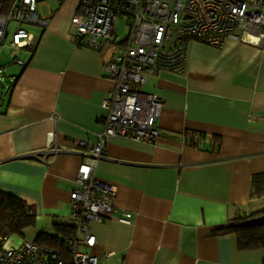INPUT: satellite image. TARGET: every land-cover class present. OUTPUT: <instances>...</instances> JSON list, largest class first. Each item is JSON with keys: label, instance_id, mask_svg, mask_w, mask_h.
Masks as SVG:
<instances>
[{"label": "crops", "instance_id": "1", "mask_svg": "<svg viewBox=\"0 0 264 264\" xmlns=\"http://www.w3.org/2000/svg\"><path fill=\"white\" fill-rule=\"evenodd\" d=\"M78 4L42 1L45 23L25 27L31 45L0 62V192L36 215L34 227L9 237L13 245L40 232L69 238L70 195L87 152L78 142L95 143L104 128L102 103L115 83L75 40ZM146 86L163 101L162 137H114L95 170L117 189L116 215L132 218L90 223L96 244L84 250L99 264H263L264 249L240 250L228 227L254 206L251 179L264 173V46L190 41L185 73L160 72Z\"/></svg>", "mask_w": 264, "mask_h": 264}, {"label": "built area", "instance_id": "2", "mask_svg": "<svg viewBox=\"0 0 264 264\" xmlns=\"http://www.w3.org/2000/svg\"><path fill=\"white\" fill-rule=\"evenodd\" d=\"M42 1L0 0V48L11 23L17 27L9 48L17 51L31 45L33 36L24 26L45 23L38 17ZM121 19L128 28L123 38L117 28ZM72 22L75 40L86 53L102 59L103 76L115 83L102 103L107 116L96 142H78L87 152L70 195L76 227L63 251L35 241L13 245L10 238L0 237V264H99L98 257L84 250L96 244L90 223L130 222L132 214L116 215L117 189L97 179L95 170L114 137L148 144L162 137L158 120L163 103L142 90L149 77L160 72L184 74L190 41L215 48L227 42L264 46V0H80ZM15 62L25 65L16 58ZM2 74L0 66V82ZM58 146L54 137L48 152L56 155Z\"/></svg>", "mask_w": 264, "mask_h": 264}, {"label": "trees", "instance_id": "3", "mask_svg": "<svg viewBox=\"0 0 264 264\" xmlns=\"http://www.w3.org/2000/svg\"><path fill=\"white\" fill-rule=\"evenodd\" d=\"M3 82H0V86L3 85ZM250 196L252 200L264 196V173L253 175ZM35 225L36 215L33 206L14 195L0 192V237L9 238L13 235H21L23 230ZM65 227L61 226L60 228L65 230ZM74 229H68L70 235ZM228 230L236 234L240 250L264 249V207L234 216L230 220ZM66 241L67 239L64 240L57 235L45 232H40L35 240L37 244L46 245L59 251H63Z\"/></svg>", "mask_w": 264, "mask_h": 264}, {"label": "rangeland", "instance_id": "4", "mask_svg": "<svg viewBox=\"0 0 264 264\" xmlns=\"http://www.w3.org/2000/svg\"><path fill=\"white\" fill-rule=\"evenodd\" d=\"M16 27H17V24L11 23V25H10V33H9L7 39L4 42L5 45H4V47H2L0 49V57H2V60L0 61L1 64H5L7 61L12 60L14 52L16 54H18V52L16 50H12L11 48H6V46H9V44L11 42L12 33H13V30ZM26 28H28L29 30H33L34 27L30 26V27H26ZM117 28H118V34H119V36L121 38H123L124 36L127 35L128 28H127V25H126V21L124 19L123 20L121 19V20L118 21ZM75 29H76V27H75ZM7 67L5 69L10 68V67H8V68ZM142 90L144 92L147 91L148 90V86L142 87ZM0 93H1V86H0ZM253 202H254V206L251 207V209L248 211V213L252 212V211H256V210L261 209V208L264 207V196L259 198V199H254ZM59 235H60V232H59Z\"/></svg>", "mask_w": 264, "mask_h": 264}, {"label": "bare ground", "instance_id": "5", "mask_svg": "<svg viewBox=\"0 0 264 264\" xmlns=\"http://www.w3.org/2000/svg\"><path fill=\"white\" fill-rule=\"evenodd\" d=\"M79 2H80V0H79ZM77 11V10H76ZM78 44H79V42H77ZM80 45V44H79ZM151 94H153V93H151ZM155 95V94H154ZM158 96V95H157ZM159 97V96H158ZM160 98V100L162 101V99H161V97H159ZM162 103H163V101H162ZM70 202H71V200H70ZM70 202H69V205H70ZM92 223H96V222H92Z\"/></svg>", "mask_w": 264, "mask_h": 264}]
</instances>
